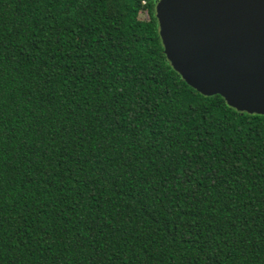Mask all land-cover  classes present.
<instances>
[{
    "label": "trees",
    "instance_id": "obj_1",
    "mask_svg": "<svg viewBox=\"0 0 264 264\" xmlns=\"http://www.w3.org/2000/svg\"><path fill=\"white\" fill-rule=\"evenodd\" d=\"M159 0H0V264H264V116L189 87Z\"/></svg>",
    "mask_w": 264,
    "mask_h": 264
},
{
    "label": "water",
    "instance_id": "obj_2",
    "mask_svg": "<svg viewBox=\"0 0 264 264\" xmlns=\"http://www.w3.org/2000/svg\"><path fill=\"white\" fill-rule=\"evenodd\" d=\"M167 60L199 94L264 116V0H159Z\"/></svg>",
    "mask_w": 264,
    "mask_h": 264
}]
</instances>
